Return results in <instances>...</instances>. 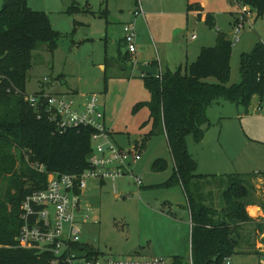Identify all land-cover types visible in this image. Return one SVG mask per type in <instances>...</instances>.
I'll return each instance as SVG.
<instances>
[{"label":"trees","instance_id":"trees-1","mask_svg":"<svg viewBox=\"0 0 264 264\" xmlns=\"http://www.w3.org/2000/svg\"><path fill=\"white\" fill-rule=\"evenodd\" d=\"M241 1L253 6L258 16L264 14V0ZM189 8L200 9L195 4ZM205 23L215 26L211 13L206 14ZM59 35L48 14L32 9L27 0H4L0 8V179L8 178V187L0 200V264H69L64 258L53 263L56 257L50 251L20 247L18 242L23 201L46 188L49 173L80 174L90 167L93 130L59 133L26 99L33 52L44 45L53 52ZM231 53L229 37L219 31L215 45L202 47L197 59L184 69L179 66L160 75H142L151 98L133 109L148 106L153 124L142 137V145L152 135L166 136L174 161L167 185H182L192 220L190 261L173 255L168 264H223L237 251L239 227L253 220L246 210L253 197L252 174L198 173L186 140L188 135L202 140L201 126L209 124L208 109L219 99L248 107L253 95L264 97V40L241 55V80L229 85ZM35 162L44 164L46 170L35 169ZM164 165L159 159L154 163ZM217 178L225 185L221 209L207 205L203 192ZM71 249L78 256L99 257L85 241L72 244Z\"/></svg>","mask_w":264,"mask_h":264},{"label":"rangeland","instance_id":"rangeland-1","mask_svg":"<svg viewBox=\"0 0 264 264\" xmlns=\"http://www.w3.org/2000/svg\"><path fill=\"white\" fill-rule=\"evenodd\" d=\"M3 2L0 0V8ZM27 2L32 9L47 13L52 27L60 34L53 52L46 45L33 52L27 95L37 92L45 77L56 82L66 97L72 96L68 93L76 88L80 94L97 93L98 103L106 107L110 115L108 125L117 132L115 139L120 145L128 148L139 142L153 126L152 120L144 123L149 118L148 106L138 111L133 109L138 101L151 96L142 73L134 70L130 79L116 78L110 76L114 74L112 70L101 67L105 63L106 46L110 56L116 55L119 47L125 50V44L120 46L119 43L124 24L133 19L136 0ZM139 17L135 23L136 42L146 28L145 21ZM147 18L149 20V14ZM255 20V28L246 25L243 33L248 39L246 47L251 46L257 34L264 36V14ZM150 26L154 28L152 20ZM237 45L233 46L229 85L241 78V53ZM105 74L109 76L107 81ZM244 112L242 106L219 99L209 107L210 124L207 128L205 124L202 140L187 136L189 152L198 163V173L247 174L258 168L264 171V146L255 141L264 140V133L260 134L255 125L258 114ZM141 153L142 158L132 165L135 176L141 179L140 184L135 176L121 175L116 179L115 192L111 180L101 183L99 179H88V187L81 195V209L75 213L80 237L98 251L101 259L134 257L146 261L155 257L169 259L173 255L187 257L190 214L187 208L176 205L184 203L181 185H167L174 171V161L164 134L152 135ZM157 159L163 160V168L154 166ZM7 187L8 178L0 179V200ZM206 190L203 192L208 204L219 208L223 197L217 181H212ZM262 259L256 253L231 255L233 264H264Z\"/></svg>","mask_w":264,"mask_h":264},{"label":"built area","instance_id":"built-area-1","mask_svg":"<svg viewBox=\"0 0 264 264\" xmlns=\"http://www.w3.org/2000/svg\"><path fill=\"white\" fill-rule=\"evenodd\" d=\"M236 3L238 12L233 25L232 46L240 41L256 10L241 0H236ZM143 14L142 3L138 0L133 11L134 18L123 27V41L131 55L137 50L135 20ZM56 91V84L45 77L39 90L26 95V99L38 112V116H46L59 133L80 128L93 130L90 167L80 174L50 172L46 188L26 197L22 204L19 246L50 251L56 257L53 263L64 258L69 264H168L164 257L146 261L134 257L115 260L78 256L72 251V244L84 241L80 237L75 213L81 209V195L88 185V179H110L116 192V179L125 174L135 176L132 165L142 158V153L139 143L125 148L112 139V131L105 125L104 110L98 103V94L90 93L85 100L80 101ZM32 166L39 171L46 170L44 164L38 162ZM135 178L140 184L141 179L137 176ZM223 264H232L231 257H226Z\"/></svg>","mask_w":264,"mask_h":264},{"label":"crops","instance_id":"crops-1","mask_svg":"<svg viewBox=\"0 0 264 264\" xmlns=\"http://www.w3.org/2000/svg\"><path fill=\"white\" fill-rule=\"evenodd\" d=\"M137 1L138 0H136L135 2L136 7H137ZM141 3L144 14L140 15V17L143 18V21H145V26L147 29L145 28V30H143V34H141V38H139V41L136 43L137 45L136 52L131 55L130 53H128V50L125 46L124 51H122L121 48L119 47L115 53L116 55L111 54L110 56L106 46V50L104 52L105 63L101 64V67L104 70H108V69L112 70L113 71L112 73L114 74H111L110 75L111 77H116V78L124 77L130 79L134 70L138 71L137 66L145 63H149L150 65L157 67L158 68L157 75H159L162 71L166 69L175 70L179 66L185 67L187 64L197 59L202 47L215 45L219 31L224 32L229 37L230 41L233 37V25L238 12V5L236 3V0H141ZM193 4L198 5L200 9L189 8L190 5ZM207 13H211L214 16L215 19L214 27H211L210 25L205 23V16ZM148 14H149V20L147 18ZM132 16L134 18L133 12H132ZM258 17H259L258 13L256 15L254 13L252 19L248 22L247 25L251 26L252 28H255V23H256L255 19ZM150 19L152 20V24L154 28L150 26V22H151ZM136 21L137 20H135V23ZM207 26L210 28H214L216 31H213L212 29H208ZM247 27H245L243 33L245 32ZM245 34H242L240 41L237 43L238 45L236 44L237 45L236 49L240 51L241 55L243 53L251 52L257 42L264 40V36L257 34L258 37L256 38V40L255 39L254 41L252 40L250 44L252 48L251 46L246 47V45H248V39L246 38ZM193 35H195L196 37L193 38L192 37ZM123 36H124V31H123ZM123 36L119 43L120 46L124 44ZM137 40H138V35H137ZM232 54H233V46H232L231 57ZM141 73L142 75H150L143 72ZM104 76L106 77L108 75L105 74ZM54 83L56 84V90H57L56 92L62 94V92L58 88L57 83L56 82ZM68 94L72 95L70 97L77 98L78 100L81 101V100H85L86 96H88L90 93L80 94V90L76 88V89H71V91ZM148 100H143V101H148ZM143 101H138L137 103ZM236 104L244 108L245 114L249 112L252 113V115H254V113L258 114L257 122L255 123V125L257 126L256 129H258L260 134L264 133V97H261L258 94L253 95L248 107H245L239 103ZM102 109L104 110V114H105V118H104L105 125L107 128H110V130L112 131V139L117 144L120 145V143L115 139L117 132L115 131L113 126L108 125L110 124V115H108L105 106H103ZM208 116H209V109H208ZM147 121H151L150 111H149V118L146 121H144V123ZM209 124H210V117H209ZM207 126L208 125H206V128ZM258 131L256 130V132ZM142 137L143 136L140 137L139 142H135V143H139L141 148L143 147ZM260 139L262 138H257V140L255 139V141H258L259 144H262L264 146V140H260ZM258 169L259 170L253 171L252 173H247V174H252L250 182L253 185L254 190H253V197L250 202L251 204H249L246 207V210L248 214L253 218V220L248 223H244L239 227L238 237L240 239V244L235 253H239V252L244 254L256 253L264 257V171L261 170L260 168ZM210 174L217 175L215 173H210ZM220 175H224V174H220ZM99 180L102 183L110 179H106L104 181L101 179ZM215 180L217 181V185L221 187L223 191L225 185L224 186L221 185L222 179L219 178L211 179V182ZM209 185L210 184H208L207 186L209 187ZM207 186L204 190L207 189ZM181 188L183 189L182 185ZM183 199H184L183 204L181 201L176 205L183 208H187L189 210L187 206V198L185 196V193ZM207 200L208 199H205V202L207 205H209ZM211 202L212 201H210V203ZM210 206L212 205L210 204ZM222 207L223 204L218 209H221ZM189 214H190V223L192 227L190 210H189ZM188 241H189L188 256H189V254H191L190 253L191 234L188 238ZM169 259H167L168 262ZM262 261L264 263L263 259Z\"/></svg>","mask_w":264,"mask_h":264},{"label":"water","instance_id":"water-1","mask_svg":"<svg viewBox=\"0 0 264 264\" xmlns=\"http://www.w3.org/2000/svg\"><path fill=\"white\" fill-rule=\"evenodd\" d=\"M137 70L146 74L150 75H157L158 74V68L155 66L150 65L149 63L140 64L137 66ZM205 128V124L201 126V129ZM85 239V238H84ZM191 254L187 257V260L190 261Z\"/></svg>","mask_w":264,"mask_h":264}]
</instances>
